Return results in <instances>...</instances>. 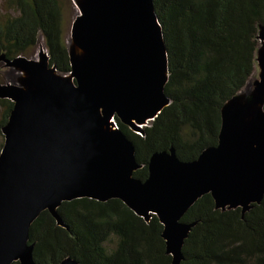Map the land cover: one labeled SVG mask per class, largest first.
Wrapping results in <instances>:
<instances>
[{"label": "water", "instance_id": "95a60500", "mask_svg": "<svg viewBox=\"0 0 264 264\" xmlns=\"http://www.w3.org/2000/svg\"><path fill=\"white\" fill-rule=\"evenodd\" d=\"M75 1L70 77L50 66L45 52L38 60L6 61L30 83L0 85V99L13 104L1 128L0 264H36L31 224L48 211L63 226L58 207L79 198L119 199L145 221L157 216L171 264H179L193 226L181 218L200 197L210 194L217 209L242 213L262 200L263 106L250 126L236 132L239 111L228 117L236 96L222 109L216 146L187 162L173 148L155 152L146 179L135 178L141 167L136 150L115 128V118L142 132L170 102L164 92L167 51L153 0ZM257 39L264 42V27ZM256 54L260 72L254 92L262 99L264 48ZM59 264L76 262L66 258Z\"/></svg>", "mask_w": 264, "mask_h": 264}, {"label": "trees", "instance_id": "16d2710c", "mask_svg": "<svg viewBox=\"0 0 264 264\" xmlns=\"http://www.w3.org/2000/svg\"><path fill=\"white\" fill-rule=\"evenodd\" d=\"M5 3L14 14L0 15V57L12 61L26 56L41 38L49 65L60 74L69 73L68 0ZM153 5L166 45L164 92L170 102L140 134L115 118L135 147L141 167L133 176L140 180L146 179L155 152L173 148L187 162L216 146L222 109L253 75L257 35L264 27V0H153ZM12 106L0 99V130ZM57 214L63 226L43 211L29 228L36 264H59L66 258L76 264L172 263L157 216L145 221L119 199L79 198L63 202ZM181 221L193 226L179 264H264V196L242 213L241 208L217 209L206 194Z\"/></svg>", "mask_w": 264, "mask_h": 264}, {"label": "rangeland", "instance_id": "374dc122", "mask_svg": "<svg viewBox=\"0 0 264 264\" xmlns=\"http://www.w3.org/2000/svg\"><path fill=\"white\" fill-rule=\"evenodd\" d=\"M6 0H0V15H3L5 13H11L14 14V12H11V10H7L6 7ZM81 1V0H80ZM68 3L70 4V10H68V18L66 21V27H65V46L67 48L68 56L69 52L71 50V38H70V29L72 22L74 18L76 17V11L79 12V7H77V3L75 0H68ZM77 9V10H76ZM68 28V29H67ZM264 42H259V49L264 48ZM39 47H42V51L40 53L45 52L46 50L44 49L42 45V39L39 38L36 46L32 50V52L26 56H19V57H24L26 59H33L34 57L39 58ZM49 62V61H48ZM259 68L258 64L256 62L255 64V69L254 73L247 82V84L243 87L241 92L237 95V99L231 102L230 106V113L228 117H231V112L232 110H238L239 115L238 119L234 122L236 124L235 131L242 133L245 128L251 125L252 122L255 121L257 116L259 115L260 111L262 110V106L264 105V98L262 99H257L256 94L254 92L255 89V83L259 80ZM60 74V73H59ZM65 75V77H70L69 73L67 74H61ZM27 81L26 84L25 81ZM29 79H25V74L24 72L19 69L16 65L14 64H8L5 60H3L0 57V85H18V86H29ZM1 115H2V110L0 108V120H1ZM137 134H140L141 131H134ZM1 143H4V138L2 135V132L0 130V145Z\"/></svg>", "mask_w": 264, "mask_h": 264}, {"label": "bare ground", "instance_id": "6f19581e", "mask_svg": "<svg viewBox=\"0 0 264 264\" xmlns=\"http://www.w3.org/2000/svg\"><path fill=\"white\" fill-rule=\"evenodd\" d=\"M77 10V9H76ZM76 14H78V11H76ZM77 52H80L78 49H75ZM39 53H40V51H42V47H39ZM81 53V52H80ZM34 60H38V57L36 58V57H34L33 58ZM26 77V76H25Z\"/></svg>", "mask_w": 264, "mask_h": 264}, {"label": "built area", "instance_id": "2783aa9c", "mask_svg": "<svg viewBox=\"0 0 264 264\" xmlns=\"http://www.w3.org/2000/svg\"><path fill=\"white\" fill-rule=\"evenodd\" d=\"M115 128H116V124H115Z\"/></svg>", "mask_w": 264, "mask_h": 264}]
</instances>
